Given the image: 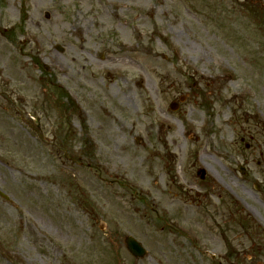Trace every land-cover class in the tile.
<instances>
[{
	"label": "rangeland",
	"instance_id": "374dc122",
	"mask_svg": "<svg viewBox=\"0 0 264 264\" xmlns=\"http://www.w3.org/2000/svg\"><path fill=\"white\" fill-rule=\"evenodd\" d=\"M0 190V264H264V0H0Z\"/></svg>",
	"mask_w": 264,
	"mask_h": 264
},
{
	"label": "flooded vegetation",
	"instance_id": "af4514ba",
	"mask_svg": "<svg viewBox=\"0 0 264 264\" xmlns=\"http://www.w3.org/2000/svg\"><path fill=\"white\" fill-rule=\"evenodd\" d=\"M260 162L257 163L258 166H260ZM249 171V170H248ZM249 174V173H248ZM247 174V175H248ZM260 200V199H259ZM258 204H261L262 206H264V200H260L258 201ZM255 213L257 214V211L254 210ZM260 214V213H259ZM261 215V214H260ZM261 219L264 221V217L261 216ZM252 226L259 232L258 234L261 235V241H262V245H261V248L258 252V256L261 258V259H264V229L259 225L257 224L256 222H252ZM219 232L216 233L218 236H219V243H221L224 247H225V253L224 251L219 255L217 254V256H220L222 259H225L226 256H228V258L230 257L231 254H235L237 257H240L241 253L237 252L236 249H232V248H228V253H227V246H226V240L223 238L225 235H226V232H225V228L223 229H219ZM214 234V233H213ZM214 239L215 238H212L211 242L215 244L214 242ZM218 240V239H217ZM218 243V241H217ZM231 250V251H230ZM231 252V253H230ZM223 255V256H222ZM230 259V258H229Z\"/></svg>",
	"mask_w": 264,
	"mask_h": 264
},
{
	"label": "water",
	"instance_id": "95a60500",
	"mask_svg": "<svg viewBox=\"0 0 264 264\" xmlns=\"http://www.w3.org/2000/svg\"><path fill=\"white\" fill-rule=\"evenodd\" d=\"M125 247L136 259L144 258L147 255V250L132 236L125 238Z\"/></svg>",
	"mask_w": 264,
	"mask_h": 264
},
{
	"label": "bare ground",
	"instance_id": "6f19581e",
	"mask_svg": "<svg viewBox=\"0 0 264 264\" xmlns=\"http://www.w3.org/2000/svg\"><path fill=\"white\" fill-rule=\"evenodd\" d=\"M115 14V17H119V14H118V12H116V13H114ZM76 31H77V33H78V35L79 36H81V41H82V43L84 44L85 43V41H84V39H83V29L80 27V26H78V27H76ZM141 35V34H140ZM83 47V46H82Z\"/></svg>",
	"mask_w": 264,
	"mask_h": 264
}]
</instances>
